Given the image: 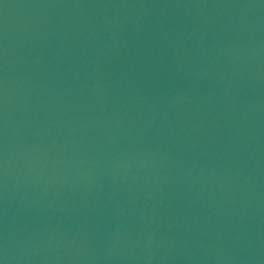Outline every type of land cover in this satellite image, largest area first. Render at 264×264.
<instances>
[{
	"label": "water",
	"instance_id": "obj_1",
	"mask_svg": "<svg viewBox=\"0 0 264 264\" xmlns=\"http://www.w3.org/2000/svg\"><path fill=\"white\" fill-rule=\"evenodd\" d=\"M0 264H264V0H0Z\"/></svg>",
	"mask_w": 264,
	"mask_h": 264
}]
</instances>
